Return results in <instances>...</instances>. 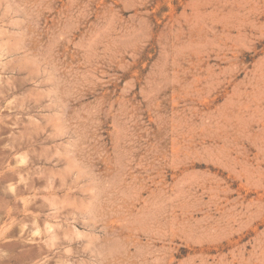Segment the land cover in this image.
<instances>
[{"label":"rangeland","instance_id":"374dc122","mask_svg":"<svg viewBox=\"0 0 264 264\" xmlns=\"http://www.w3.org/2000/svg\"><path fill=\"white\" fill-rule=\"evenodd\" d=\"M18 263L264 264V0H0Z\"/></svg>","mask_w":264,"mask_h":264},{"label":"bare ground","instance_id":"6f19581e","mask_svg":"<svg viewBox=\"0 0 264 264\" xmlns=\"http://www.w3.org/2000/svg\"><path fill=\"white\" fill-rule=\"evenodd\" d=\"M26 143H28V141L26 142ZM27 145V144H26ZM5 179V178H4ZM26 186V185H25ZM24 187V186H23ZM22 187V188H23ZM27 187V186H26ZM16 188H18V187H16ZM23 190V189H22ZM18 191V190H17ZM27 191V190H26ZM18 193V192H17ZM19 193H21L20 191H19ZM9 197V196H8ZM13 197V196H12ZM5 200V199H4ZM31 200V199H30ZM18 202V201H17ZM22 202H24V201H22ZM31 202H32V200H31ZM31 202H30V204H31ZM3 204V203H2ZM6 203L4 202V205H5ZM18 204V203H17ZM20 204V203H19ZM23 204V203H22ZM30 204H29V206H30ZM16 205V204H15ZM15 205H13V206H15ZM25 205V204H24ZM27 205V204H26ZM28 206V205H27ZM26 206V207H27ZM31 206H33L32 204H31ZM12 208V207H11ZM33 208V207H32ZM2 209H3V207H2ZM13 209V208H12ZM5 210V209H4ZM18 211V210H17ZM16 211V212H17ZM15 256H16V254H15ZM23 261V260H22ZM19 262V261H18ZM19 264V263H18Z\"/></svg>","mask_w":264,"mask_h":264}]
</instances>
